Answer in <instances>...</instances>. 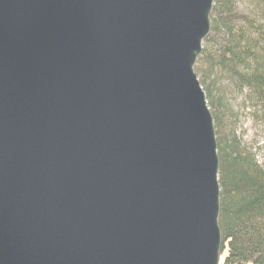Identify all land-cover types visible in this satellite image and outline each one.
Masks as SVG:
<instances>
[{
    "label": "water",
    "instance_id": "95a60500",
    "mask_svg": "<svg viewBox=\"0 0 264 264\" xmlns=\"http://www.w3.org/2000/svg\"><path fill=\"white\" fill-rule=\"evenodd\" d=\"M213 3L0 0V264L220 263Z\"/></svg>",
    "mask_w": 264,
    "mask_h": 264
},
{
    "label": "trees",
    "instance_id": "16d2710c",
    "mask_svg": "<svg viewBox=\"0 0 264 264\" xmlns=\"http://www.w3.org/2000/svg\"><path fill=\"white\" fill-rule=\"evenodd\" d=\"M240 1L214 0L210 34L194 72L215 129L222 238L219 264H264V163L227 128L235 119L232 102L241 98L253 120L264 126V18L241 14ZM247 1L261 5L260 0Z\"/></svg>",
    "mask_w": 264,
    "mask_h": 264
},
{
    "label": "rangeland",
    "instance_id": "374dc122",
    "mask_svg": "<svg viewBox=\"0 0 264 264\" xmlns=\"http://www.w3.org/2000/svg\"><path fill=\"white\" fill-rule=\"evenodd\" d=\"M259 3L261 4L260 7H258L259 5L256 2L251 3L247 0H242L239 3V12L244 15L245 13L250 14L255 18L260 14L264 18V0H260ZM261 8H263L262 12L260 11ZM241 100L242 98L236 102H232L233 117L235 119L228 123L227 128L234 130L236 135L243 139L245 145L253 149L259 163L263 164L264 148L262 146L264 145V126L253 120L250 116V110L241 105Z\"/></svg>",
    "mask_w": 264,
    "mask_h": 264
}]
</instances>
